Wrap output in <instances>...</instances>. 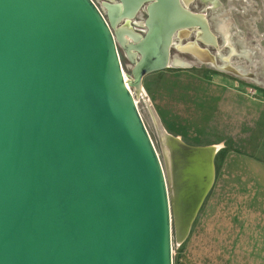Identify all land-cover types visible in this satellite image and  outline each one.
<instances>
[{"label":"water","instance_id":"1","mask_svg":"<svg viewBox=\"0 0 264 264\" xmlns=\"http://www.w3.org/2000/svg\"><path fill=\"white\" fill-rule=\"evenodd\" d=\"M144 4L143 35L118 29ZM187 5L0 0V264H172L164 170L128 86L168 67L177 31L219 50ZM179 48L216 63L197 40ZM175 140L174 188L203 153L212 173L213 148Z\"/></svg>","mask_w":264,"mask_h":264},{"label":"rangeland","instance_id":"2","mask_svg":"<svg viewBox=\"0 0 264 264\" xmlns=\"http://www.w3.org/2000/svg\"><path fill=\"white\" fill-rule=\"evenodd\" d=\"M186 9L192 13L207 15L206 20L211 33L217 37L220 51L215 45H208L198 39L200 30L197 27L188 29L192 32L189 38H181L182 30L177 31L171 39L166 68L189 69L206 78L244 88L248 96L264 99V0H193ZM130 22L136 33H145L146 28L139 27L143 23L142 10L135 18L122 20L118 29ZM126 38L132 43L129 35H126ZM196 40L200 48L208 49L216 56V63L199 60L190 52L180 50L179 46ZM156 73L144 76L139 88H128L134 95L164 170L170 205L172 264H244L251 257L230 253L243 249L242 244L246 241L236 238L244 234L231 232L228 219L220 217L223 208L214 206L220 203L222 198L217 189L211 188L215 173L218 172L216 178L219 176L221 154L212 156V181L201 197L186 232L182 237L179 236L173 204L170 156L164 143L165 135H158L149 116V96ZM256 169L264 181V157L256 161Z\"/></svg>","mask_w":264,"mask_h":264},{"label":"crops","instance_id":"3","mask_svg":"<svg viewBox=\"0 0 264 264\" xmlns=\"http://www.w3.org/2000/svg\"><path fill=\"white\" fill-rule=\"evenodd\" d=\"M149 106L158 135L221 154L211 188L222 198L214 206L223 208L231 232L244 234L236 239L246 241L230 253L251 257L244 264H264V181L256 169L264 157V99L189 69L166 68L156 73Z\"/></svg>","mask_w":264,"mask_h":264},{"label":"bare ground","instance_id":"4","mask_svg":"<svg viewBox=\"0 0 264 264\" xmlns=\"http://www.w3.org/2000/svg\"><path fill=\"white\" fill-rule=\"evenodd\" d=\"M183 2L186 4L190 2V0H187L186 2L183 0ZM201 34H204V31L200 30V35ZM190 53L196 56L199 60H202L197 55H195L193 52H190ZM211 63L214 64V62H211ZM164 135H165L164 143H165V146L168 148L167 150L169 151L168 153H169L170 160H171L172 154L174 155V153H176L177 155V152H175V151H178L175 145L176 140L174 137H171L166 134ZM178 155H177V158H179ZM208 159H209V154L203 153L202 156H198V159L194 162L192 169H187V173L189 174L181 175V173L177 174L178 172L174 173L176 182H175V188L173 187V200H174V207L176 211V223L180 231L184 229V223H185L186 216L190 215L192 211V207L194 206L196 202V199L199 194V188H201L203 193L208 189L207 186H209L208 184L209 182L207 181H210L212 177L211 176L212 173L208 165L209 163ZM198 174L199 176L200 175L205 176L206 180L204 179V177H203V181L200 180V178L198 179ZM176 175H177V178H176Z\"/></svg>","mask_w":264,"mask_h":264},{"label":"flooded vegetation","instance_id":"5","mask_svg":"<svg viewBox=\"0 0 264 264\" xmlns=\"http://www.w3.org/2000/svg\"><path fill=\"white\" fill-rule=\"evenodd\" d=\"M185 2L187 1V0H184ZM191 2H193V0H190V2H188V5H187V7L186 8H188L189 6H190V4H191ZM142 11H143V23L142 24H140V26L139 27H148L147 25H146V18L148 17V15H147V11H146V4H144V8L142 9ZM124 27H128V25L127 26H124ZM186 46V45H185Z\"/></svg>","mask_w":264,"mask_h":264}]
</instances>
